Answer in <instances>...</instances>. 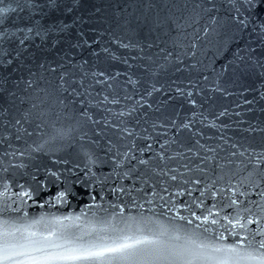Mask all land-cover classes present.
Returning <instances> with one entry per match:
<instances>
[{
    "label": "water",
    "instance_id": "water-1",
    "mask_svg": "<svg viewBox=\"0 0 264 264\" xmlns=\"http://www.w3.org/2000/svg\"><path fill=\"white\" fill-rule=\"evenodd\" d=\"M0 264H264V0H0Z\"/></svg>",
    "mask_w": 264,
    "mask_h": 264
}]
</instances>
